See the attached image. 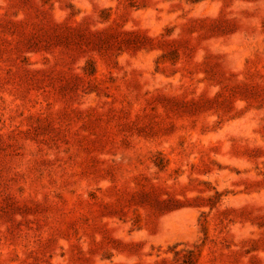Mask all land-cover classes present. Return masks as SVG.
Returning <instances> with one entry per match:
<instances>
[{"label": "rangeland", "instance_id": "1", "mask_svg": "<svg viewBox=\"0 0 264 264\" xmlns=\"http://www.w3.org/2000/svg\"><path fill=\"white\" fill-rule=\"evenodd\" d=\"M0 264H264V0H0Z\"/></svg>", "mask_w": 264, "mask_h": 264}]
</instances>
